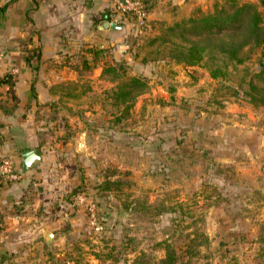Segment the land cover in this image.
<instances>
[{
  "label": "rangeland",
  "instance_id": "1",
  "mask_svg": "<svg viewBox=\"0 0 264 264\" xmlns=\"http://www.w3.org/2000/svg\"><path fill=\"white\" fill-rule=\"evenodd\" d=\"M215 1L143 0L144 22L123 20L115 59L146 85L127 118L114 124L124 134L106 139L97 126L98 136L79 138L94 156L92 170L76 168L78 180L62 196L80 229L67 240L73 264H160L165 243L180 264H264V106L241 92L248 82L264 87V40L244 45L240 62L204 57L197 66L170 61L166 44L150 41L170 37L176 23L187 24ZM251 1L264 28V0ZM209 60L224 73L211 77ZM94 83L82 106L45 112L56 139L67 116L97 112L112 121L105 97L112 82L99 75ZM73 124L88 130L87 122ZM106 177L114 181L102 188ZM78 192L93 201L101 230L90 224L85 203H72Z\"/></svg>",
  "mask_w": 264,
  "mask_h": 264
},
{
  "label": "crops",
  "instance_id": "2",
  "mask_svg": "<svg viewBox=\"0 0 264 264\" xmlns=\"http://www.w3.org/2000/svg\"><path fill=\"white\" fill-rule=\"evenodd\" d=\"M105 15L121 27H100ZM123 22L111 0H0V157L11 154L18 173L0 179V264H73L67 240L80 229L62 196L77 182L76 168L92 170L94 156L79 138L112 139L125 131L86 112L63 118L56 139L45 112L54 102L65 110L82 106L103 61L118 55ZM107 44L114 45L110 54L101 49ZM73 122H87L88 130L74 129ZM29 147L39 159L23 170L19 152ZM43 232L51 233L49 241Z\"/></svg>",
  "mask_w": 264,
  "mask_h": 264
},
{
  "label": "trees",
  "instance_id": "3",
  "mask_svg": "<svg viewBox=\"0 0 264 264\" xmlns=\"http://www.w3.org/2000/svg\"><path fill=\"white\" fill-rule=\"evenodd\" d=\"M141 1L143 3V0ZM108 17L105 15L106 20H109ZM123 20L120 18V21ZM261 21L262 16L255 1L217 0L213 3L211 10L196 16H189L186 19L187 24L176 23L171 29L170 37L159 36L150 41L157 39L166 44L165 56L171 59L170 61L182 62L188 66L202 64L205 60L204 57L212 60L218 58L219 61L230 59L240 62L243 60L240 51L244 45L257 44L264 40V28ZM172 36H175L177 40H173ZM105 48L106 46L101 47V49ZM216 53L220 54L221 58L215 57ZM211 64V66H207L211 77H217L224 73L221 63L214 61ZM100 74L112 82L110 88L106 90L105 97L108 100L109 108H114V111L111 110L112 123L118 124L127 118L134 98L144 89L146 83L142 77L128 73L122 61L113 58L103 61ZM241 92L252 105L264 106V87L248 82L247 88ZM51 105L52 110L61 108L55 102L54 105ZM103 180L105 181L101 182L102 188H109L110 183L114 181L108 180L107 177ZM258 233L259 238L262 232ZM258 241L264 240L258 239ZM163 249L160 264H180L177 262L178 254L173 246L165 243ZM260 251L264 253V247Z\"/></svg>",
  "mask_w": 264,
  "mask_h": 264
},
{
  "label": "built area",
  "instance_id": "4",
  "mask_svg": "<svg viewBox=\"0 0 264 264\" xmlns=\"http://www.w3.org/2000/svg\"><path fill=\"white\" fill-rule=\"evenodd\" d=\"M112 13L119 19L132 23L135 27L140 26L146 17V9L141 0H111ZM15 179L18 173L14 167L13 156L5 154L0 157V178ZM85 203L88 209V220L96 231L101 230L97 209L93 201L87 199L85 194L78 192L74 195L72 203Z\"/></svg>",
  "mask_w": 264,
  "mask_h": 264
},
{
  "label": "water",
  "instance_id": "5",
  "mask_svg": "<svg viewBox=\"0 0 264 264\" xmlns=\"http://www.w3.org/2000/svg\"><path fill=\"white\" fill-rule=\"evenodd\" d=\"M100 27H109V28H120L121 25L114 20H104ZM20 161L21 168L23 170L28 169L37 159H39V155L35 152L34 148H24L20 152ZM43 237L46 241H49L51 238L50 232H43Z\"/></svg>",
  "mask_w": 264,
  "mask_h": 264
}]
</instances>
